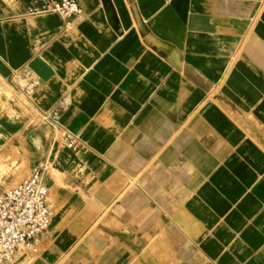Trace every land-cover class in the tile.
Here are the masks:
<instances>
[{
  "label": "crops",
  "instance_id": "1",
  "mask_svg": "<svg viewBox=\"0 0 264 264\" xmlns=\"http://www.w3.org/2000/svg\"><path fill=\"white\" fill-rule=\"evenodd\" d=\"M77 1L65 25L0 0V84L31 116L0 106L2 146L47 163L54 212L12 264H264V0H110L118 31Z\"/></svg>",
  "mask_w": 264,
  "mask_h": 264
},
{
  "label": "built area",
  "instance_id": "2",
  "mask_svg": "<svg viewBox=\"0 0 264 264\" xmlns=\"http://www.w3.org/2000/svg\"><path fill=\"white\" fill-rule=\"evenodd\" d=\"M27 12L30 15L57 13L69 25L71 20L83 15L84 9L77 0H32ZM37 80L29 78L20 86L18 94L30 97L36 88ZM60 106L43 114L44 119L58 122ZM66 148L77 151L81 139L66 130L63 134ZM47 163L36 161L31 165L29 175L20 182L0 189V264H12L21 249L37 254L41 239L54 221V212L49 203V187L46 179Z\"/></svg>",
  "mask_w": 264,
  "mask_h": 264
},
{
  "label": "rangeland",
  "instance_id": "3",
  "mask_svg": "<svg viewBox=\"0 0 264 264\" xmlns=\"http://www.w3.org/2000/svg\"><path fill=\"white\" fill-rule=\"evenodd\" d=\"M3 90V85L0 84V95H2ZM4 91H7V101L3 102L0 99V106L8 108L10 117L15 119V116H12L16 113L13 108H15V106H19L24 109L25 118H31L29 111L27 110V103L25 99L15 95L12 90ZM7 128H9V126H7ZM3 142L4 137L0 133V187H7L18 183L25 178L29 172V168H27L25 160L23 164L20 165L17 162L18 157L16 156L15 150H12V147H9V144L2 146Z\"/></svg>",
  "mask_w": 264,
  "mask_h": 264
},
{
  "label": "water",
  "instance_id": "4",
  "mask_svg": "<svg viewBox=\"0 0 264 264\" xmlns=\"http://www.w3.org/2000/svg\"><path fill=\"white\" fill-rule=\"evenodd\" d=\"M102 2H103L109 22L118 31L119 24H118L115 9L111 1L102 0ZM29 67L32 71L36 73L40 81L47 80L54 74L53 68L44 59H42L39 56L35 57L31 61V63L29 64Z\"/></svg>",
  "mask_w": 264,
  "mask_h": 264
}]
</instances>
